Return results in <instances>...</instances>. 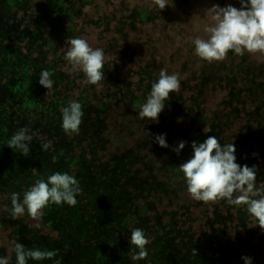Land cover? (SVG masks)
Wrapping results in <instances>:
<instances>
[{"label": "rangeland", "instance_id": "obj_1", "mask_svg": "<svg viewBox=\"0 0 264 264\" xmlns=\"http://www.w3.org/2000/svg\"><path fill=\"white\" fill-rule=\"evenodd\" d=\"M39 3V0H31V5L29 0H0L1 10L10 15L0 20V256L11 255L15 264L12 242L17 241L27 248L57 250L52 260H29L28 264H54L57 259L61 264H81L100 242L108 256L111 236L127 243L125 249H129L131 231L140 228L150 241L146 245L148 256L133 262L117 253L118 260L126 264H243L241 257L247 256L252 258V264H264V229L255 225L244 206L229 205L225 200L192 199L178 166L190 158L191 142L216 136L222 144L233 142L236 162L255 166L256 182H264V150H244L245 137L254 125L264 126V121H259L258 107L248 115L250 121L241 130L243 138L226 135L230 123L227 116L210 127L195 104L188 107L184 132L166 135V142L170 139L175 146L185 140V147L177 154L156 142L150 146L141 140L134 143L135 137L144 133L156 135L163 131V124L170 123L159 119L166 112L160 113L158 121L151 124V120L140 119L137 112L145 100L141 94L137 97L129 94L132 103L140 99L139 108L132 117L130 112L126 120L121 116V108L113 110L106 135L110 143L105 149L107 144L101 137L107 127L103 113L121 103L124 95L107 84H101L100 89H94L96 84L76 85L71 78L84 74L74 70L65 58L70 47L68 41L82 38L92 48L104 50V64L111 74L117 69L120 77L135 80L133 71L137 65L151 58L160 62L159 57L169 74H182L185 71L176 69L170 61L182 55L184 39L204 38L203 29L210 23L206 9L214 4L239 9V0H174V7L166 6L153 21L137 23L136 28L121 25L129 20L128 10L136 7L159 11L153 7V0H56L55 6L48 10L51 16L42 18L46 31L36 23L31 33L25 20L39 13L34 10ZM172 17L175 21L170 28ZM188 25L190 30L186 29ZM186 34L190 36L185 37ZM122 52L127 55L125 65L121 61ZM133 52L138 56L132 63L129 55ZM249 55L254 63L264 58L259 52ZM41 70L51 73L54 81L51 89L46 90L38 83ZM257 72L261 73V69H254L251 74ZM63 74H68V78ZM144 76L153 83L151 74ZM259 90L260 96L253 97L251 93L248 97L263 107L264 83ZM219 94V90L208 93L207 105H217ZM70 101L82 105L83 116L79 132L65 134L60 126L61 108ZM22 127L33 135L27 157L7 146L11 136ZM207 128L211 132H203ZM127 134L129 138L124 141ZM49 142L50 147L42 151L40 145ZM263 145L264 139H257L254 148L261 150ZM161 156L164 160L159 163ZM53 172L67 173L78 180L82 191L76 197L77 203L49 204L39 219L27 214L12 218L10 194L21 193L22 199L23 192L37 179ZM190 232H195V236ZM164 249L166 252L161 254ZM77 254L81 256L78 259L74 258Z\"/></svg>", "mask_w": 264, "mask_h": 264}, {"label": "clouds", "instance_id": "obj_2", "mask_svg": "<svg viewBox=\"0 0 264 264\" xmlns=\"http://www.w3.org/2000/svg\"><path fill=\"white\" fill-rule=\"evenodd\" d=\"M240 8L232 5L221 7L214 4L206 9L210 23L204 31V38L196 36L192 40L194 54L203 61H222L229 51L237 55L247 53H264V0H239ZM174 7V0H153V7L159 12L165 7ZM70 47L65 58L74 70L84 74L85 83L97 84L104 77V50L92 48L85 39L73 38L68 41ZM48 70H41L38 83L51 89L54 81ZM180 88V76L161 69L157 79L151 84V90L144 103L140 105L137 116L142 120L158 121V115L164 110L169 94ZM83 116L82 105L70 101L61 108V128L65 134L79 132ZM211 129H203V132ZM27 127L20 128L7 142L11 149H18L20 154L29 155V143L33 135ZM155 142L162 148H168L166 134L155 136ZM180 141L173 151L179 152L185 147ZM50 147L49 143L40 145L42 151ZM191 156L179 165L186 191L197 201L209 202L225 200L229 205L244 206L247 214L264 229V182H256V167L240 165L236 162L234 143L222 144L216 136H207L203 142H191ZM55 160V157H53ZM35 170V169H34ZM82 189L78 180L67 173L53 172L46 178L37 179L22 194H10L11 215L16 219L25 214L33 219L43 216V209L49 204L61 203L74 206L76 197ZM39 227V224L35 225ZM130 259L133 262L148 256L146 245L150 242L143 229L135 228L128 237ZM15 264H28L29 260L39 262L52 260L57 250L27 248L17 241L12 242ZM196 255L193 249V256ZM243 264H252V258L242 256ZM0 264H13L9 254L0 256ZM54 264H61L57 259Z\"/></svg>", "mask_w": 264, "mask_h": 264}, {"label": "trees", "instance_id": "obj_3", "mask_svg": "<svg viewBox=\"0 0 264 264\" xmlns=\"http://www.w3.org/2000/svg\"><path fill=\"white\" fill-rule=\"evenodd\" d=\"M39 1L40 3L36 4V6L34 7V10L38 11L39 13H37L35 17L32 16V19L25 20V22H28L31 33H34V27L36 23H39V25L41 24V28L43 30L46 23L45 21H42V18L48 17L49 15L51 16V12H48V10L50 6H55L53 4V1L56 0ZM221 1L224 2V0ZM29 4L31 5V0H29ZM163 14L165 15V13ZM126 15V18L129 20H125L121 25H125L129 28H136L137 23L143 24L145 22L153 21L156 16H159V11L139 10L138 8L133 7L128 10V14ZM8 17H10V15H7L0 8V20L8 19ZM174 21L175 17H172V19H170V28H173ZM8 23L10 22L8 21ZM188 27H190V25L186 26V29L190 30ZM43 31H46V29H44ZM187 36L190 35L186 34L185 37ZM192 40V38L188 41L184 39L182 55L179 54L176 59L172 58V62L170 61V64H172L173 67H175L176 69L184 70L185 72L179 74V90L174 93H170L168 101L165 102V108L161 112L164 114L166 112L165 116H159L160 121L166 119V122L170 123V125L166 123L163 124V131H160L158 134L165 133L166 135L170 134L175 136L184 132V127L186 126L184 124V118H186V112L188 110V107H194L195 104L199 109L200 116L206 118L210 127L213 125L214 121L218 123L222 119L224 120L225 116H227L230 123L227 128L228 131L226 130V135L229 136L233 134L235 135V138H243L244 134L241 133V130L244 129L245 124L250 121L248 115L251 113V110L254 109V107H258L260 111L258 114L260 118L259 121H264V106L260 107L261 104L256 103L258 102L257 100L248 97V94L250 95L251 93L253 97L255 95H261L262 91L259 90V87L260 84L264 83V58H262L263 60L260 63H254L250 61V55L247 52H245V54L243 55H237L229 51L224 60L213 61L209 63L201 60L194 54V46L192 44ZM260 54L264 56V53ZM122 56L123 59L121 58V61L123 65H125L124 60L126 59L127 55L125 52H122ZM137 56V53L134 52L129 55V59L132 63L133 59L135 60ZM158 59L160 60V62H157L154 58H151V61L142 65H137V69L133 71V77L135 78V80L129 79L126 76L120 77V75L117 74V69H114L113 73L111 74V72L108 71V66L104 64L105 79L98 82L94 86V89L95 87H98L100 89L101 84H107L110 86V89H116V91L120 95H124V100L120 99L122 100L121 103L117 104L116 106H112L111 108L105 110V113H103V119L105 117L107 125L101 135V137L104 138L107 144L105 146V149L108 148V145L110 143L109 136L107 137L106 135H108V124L109 121H111L110 119L111 114L113 115V110L117 111L119 108H121L123 110L121 116L125 120L128 118L127 115L130 112H132L130 113L131 117L134 116L133 111L139 108L138 106L140 103V99L136 103H132L130 100H128L129 94L136 97L141 94V98L143 100H146V97L151 90V83L149 80L147 81V78L144 76V74H151L153 82L157 79L160 70L164 69L162 61L163 58L159 57ZM129 69H131V67H129ZM254 69H261V73L258 74L257 72V74L253 76L251 72ZM220 71H222V73H220ZM67 76L68 74L64 75V77L68 78ZM71 79L74 80V83L76 85H89V83H83L85 82L84 75L82 77L81 74H78V77L75 76V78ZM218 90L221 94H219L218 98L216 99L217 105L210 107V105H207L206 96L208 93H216ZM237 101H239V103H237ZM259 101L263 100L261 99ZM231 109L233 110V112L231 111ZM216 118L218 119L216 120ZM151 123L152 121H150V124ZM217 126L219 127L218 124ZM156 128H159V126L156 125ZM148 135L149 134L144 133L141 137H135L134 143H136L138 140H141L146 142L149 146L154 145L155 136L157 135V133L153 136ZM260 135H264V126L262 125L259 127H255L254 125L253 129L245 137L247 138V143L244 147L245 152H247V150L251 148L257 150V152L264 150V145L262 146L261 150H258L256 147L254 148V145H257V139H264V137H260ZM225 137L227 138V136ZM127 138H129L128 134L127 136H124V141ZM185 138L186 137L184 136L183 139ZM167 144L169 145V147L166 148L167 150H169V148L170 150H173V148H175L174 143H170V139H167ZM120 151L113 153H120ZM163 160L164 157L161 156V158L158 159V162L160 163ZM15 186L12 187L15 188ZM190 234L195 236V232H190ZM197 238L198 237H195V239ZM110 241L112 245H110L109 247L110 250L108 256L103 253L105 251V247H103L100 242L99 247L94 251L89 252L87 255L88 257H84L81 264H126L124 263V260L117 259V253H119V255H124V259H130L128 249H125L128 244L121 242V240L116 236H111ZM118 246L120 250H118ZM164 252H166V249L162 250L161 254H164ZM79 257H81L80 254H77L76 256L74 255V258L78 259Z\"/></svg>", "mask_w": 264, "mask_h": 264}]
</instances>
